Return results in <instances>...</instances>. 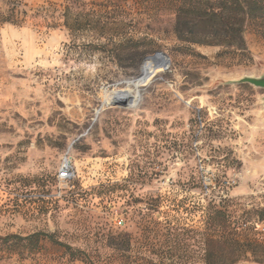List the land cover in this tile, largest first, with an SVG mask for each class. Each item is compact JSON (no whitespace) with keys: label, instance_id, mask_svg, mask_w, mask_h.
Here are the masks:
<instances>
[{"label":"rangeland","instance_id":"obj_1","mask_svg":"<svg viewBox=\"0 0 264 264\" xmlns=\"http://www.w3.org/2000/svg\"><path fill=\"white\" fill-rule=\"evenodd\" d=\"M176 5L0 0V238L38 236L0 264H264V29L183 43Z\"/></svg>","mask_w":264,"mask_h":264},{"label":"trees","instance_id":"obj_2","mask_svg":"<svg viewBox=\"0 0 264 264\" xmlns=\"http://www.w3.org/2000/svg\"><path fill=\"white\" fill-rule=\"evenodd\" d=\"M12 19V15L7 16L2 22H10ZM249 22L259 24L264 29V0H177L173 30L177 40L183 43L246 51L244 32ZM36 237H5L0 238V241L7 242L15 238L24 242ZM65 248L70 250L68 246ZM242 252L252 256L256 253L251 248ZM258 257L253 259L254 262L264 263V246L260 247ZM229 264H235V261Z\"/></svg>","mask_w":264,"mask_h":264},{"label":"bare ground","instance_id":"obj_3","mask_svg":"<svg viewBox=\"0 0 264 264\" xmlns=\"http://www.w3.org/2000/svg\"><path fill=\"white\" fill-rule=\"evenodd\" d=\"M152 77L153 68L151 66L144 67L136 78L126 83L124 89L112 96L113 100L118 103L124 102L130 107H134L139 99V89L145 87Z\"/></svg>","mask_w":264,"mask_h":264},{"label":"water","instance_id":"obj_4","mask_svg":"<svg viewBox=\"0 0 264 264\" xmlns=\"http://www.w3.org/2000/svg\"><path fill=\"white\" fill-rule=\"evenodd\" d=\"M231 84H234V85L249 84L253 87L261 88L264 90V75L257 77V78L256 77H242L239 80H235L231 82ZM113 105L126 107V104L124 102L119 103V104H113ZM262 105L264 108V98L262 99Z\"/></svg>","mask_w":264,"mask_h":264},{"label":"built area","instance_id":"obj_5","mask_svg":"<svg viewBox=\"0 0 264 264\" xmlns=\"http://www.w3.org/2000/svg\"><path fill=\"white\" fill-rule=\"evenodd\" d=\"M71 176H72V169H71V165L70 162L67 160L66 162H63L57 172V182L59 184L61 183H65V182H69V180H71ZM118 225L121 224V220H118Z\"/></svg>","mask_w":264,"mask_h":264},{"label":"crops","instance_id":"obj_6","mask_svg":"<svg viewBox=\"0 0 264 264\" xmlns=\"http://www.w3.org/2000/svg\"><path fill=\"white\" fill-rule=\"evenodd\" d=\"M12 31H13L12 29H8V30H7V33H10V32H12Z\"/></svg>","mask_w":264,"mask_h":264}]
</instances>
